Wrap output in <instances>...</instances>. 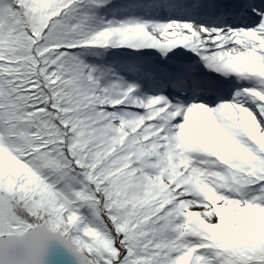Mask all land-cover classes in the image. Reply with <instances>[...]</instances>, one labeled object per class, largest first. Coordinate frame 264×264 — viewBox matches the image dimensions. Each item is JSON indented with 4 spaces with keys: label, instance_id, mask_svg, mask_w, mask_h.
I'll return each mask as SVG.
<instances>
[{
    "label": "snow or ice",
    "instance_id": "1",
    "mask_svg": "<svg viewBox=\"0 0 264 264\" xmlns=\"http://www.w3.org/2000/svg\"><path fill=\"white\" fill-rule=\"evenodd\" d=\"M0 264H264V0H0Z\"/></svg>",
    "mask_w": 264,
    "mask_h": 264
}]
</instances>
